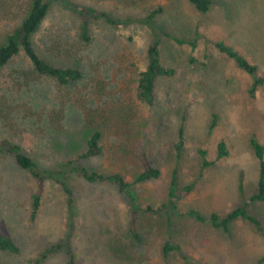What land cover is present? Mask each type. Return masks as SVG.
<instances>
[{
	"label": "rangeland",
	"instance_id": "rangeland-1",
	"mask_svg": "<svg viewBox=\"0 0 264 264\" xmlns=\"http://www.w3.org/2000/svg\"><path fill=\"white\" fill-rule=\"evenodd\" d=\"M31 1L18 0L8 11L0 2V44ZM156 8L151 26L140 20ZM102 12L130 20L111 23ZM153 31L160 33L161 62L174 73L156 79L154 104L147 105L138 78ZM217 40L244 55L264 78V0H211L206 12L188 0H49L32 45L50 63L78 68L81 77L60 83L37 73L19 52L0 68V139L20 145L40 169H57L85 151L98 131L100 153L80 159V166L132 182L144 153L160 173L119 190L110 180L87 181L72 169L64 176L71 202L48 180L30 219L37 181L12 156L0 154V232L18 247L15 253L0 249V264H66L63 248L45 250L67 232L74 264H258L264 256V201H250L248 208L260 226L238 218L229 233L187 213L222 215L248 200L259 178L249 138L264 146V81L251 97L253 76L219 51ZM221 141L227 154L217 157ZM174 168L178 190L194 183L176 200V211L167 195ZM131 198L138 206L140 241L128 233ZM166 242L174 246L168 255Z\"/></svg>",
	"mask_w": 264,
	"mask_h": 264
},
{
	"label": "trees",
	"instance_id": "trees-1",
	"mask_svg": "<svg viewBox=\"0 0 264 264\" xmlns=\"http://www.w3.org/2000/svg\"><path fill=\"white\" fill-rule=\"evenodd\" d=\"M18 0H0L1 4L5 6L1 8L3 11H8L11 5ZM195 8L200 12H206L209 10L211 0H188ZM49 0H32L30 8L26 16L22 21L12 28L8 33L4 35L3 42L0 44V68L12 60L19 52L23 51L26 58L30 62L33 69L39 74H45L55 78L60 83H68L70 81L77 80L81 77V71L76 67L71 66H57L42 56L35 50L32 45L31 35L37 30L40 23L44 19L48 11ZM160 11V8H156L150 11L147 16L140 19L146 25L151 26L152 17ZM82 14H86V11L82 10ZM105 16L107 21L111 23H117L119 21L128 22L130 19H114L108 16L106 13H101ZM81 32L85 36V26L81 27ZM175 42L181 44L186 42L182 38L166 33ZM191 46H195V42H190ZM160 33L153 31V40L147 48L148 62L145 69L140 73L138 78V89L140 97L145 101L147 105H153L155 101V82L158 77L171 76L174 73V69L170 66H165L161 62L160 57ZM215 47L232 58L236 65L245 70L247 73L253 76V80L249 86L248 93L251 97L255 95L258 87L263 83L264 78L262 72L258 67L249 62L244 55L235 50L231 45L226 44L222 40L214 42ZM178 141L175 144L178 151L182 146V128H179ZM100 133L95 131L87 140V146L85 151L76 154L74 157L66 161L60 168L57 169H40L33 159L26 155L20 145L9 141L8 139H0V154H8L13 157L15 163L23 170H26L36 181V189L33 193L30 206V219H34L38 208L41 204V198L44 193L46 181H53L57 183L65 191L67 200L71 202V192L64 181L65 174L72 170L78 169L81 171L83 177L87 181H100L110 180L117 184L119 190H127L130 185L135 182H141L144 180L157 178L159 176V169L152 166L148 161L146 155L141 153L142 170L135 176L132 182H127L119 173H99L96 171H88L84 167L80 166L78 161L82 158L97 155L100 153L101 148L99 145ZM250 146L252 147L256 158L259 161V178L256 185V190L250 194L248 200L243 201L237 206L231 208L229 211L222 215L215 212L210 213L208 216L203 214L197 209H190L187 211L189 216L193 217L199 222L206 220L215 226L221 228L226 233L230 232V223L238 218L246 219L257 226H260V222L257 218L248 212L250 201H264V146L255 137L249 138ZM205 150H201L202 166H207L211 162L205 158ZM227 154L224 142L221 141L218 144L217 157H222ZM194 188V183H188L183 185L178 190L177 169L172 170L170 183L168 186V206L176 211L178 200L181 197L186 196ZM138 206L131 198L130 202V218L128 224V233L135 241H140V236L136 226V212ZM70 232L64 234L63 238L46 248L45 255L49 252L56 251L63 248L67 255L66 264H74V255L70 247ZM174 248L168 242L163 244V254L168 255ZM0 249L8 250L10 252H17L18 247L12 238L4 233L0 232ZM44 255V254H43ZM42 255V256H43ZM264 261V256L259 258L258 264Z\"/></svg>",
	"mask_w": 264,
	"mask_h": 264
}]
</instances>
